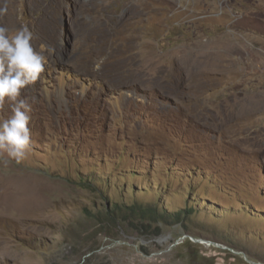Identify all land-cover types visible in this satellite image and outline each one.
<instances>
[{"label":"rangeland","instance_id":"rangeland-1","mask_svg":"<svg viewBox=\"0 0 264 264\" xmlns=\"http://www.w3.org/2000/svg\"><path fill=\"white\" fill-rule=\"evenodd\" d=\"M0 13L52 50L21 93L31 150L0 156V264H264V0Z\"/></svg>","mask_w":264,"mask_h":264},{"label":"clouds","instance_id":"clouds-1","mask_svg":"<svg viewBox=\"0 0 264 264\" xmlns=\"http://www.w3.org/2000/svg\"><path fill=\"white\" fill-rule=\"evenodd\" d=\"M32 39L27 25L12 32L0 26V111L6 101L11 111L10 117H0V156L5 164L12 160L20 163L33 143L29 127L31 106L21 93L44 71L47 62L44 53L52 50L44 43L39 50L35 49Z\"/></svg>","mask_w":264,"mask_h":264},{"label":"bare ground","instance_id":"bare-ground-1","mask_svg":"<svg viewBox=\"0 0 264 264\" xmlns=\"http://www.w3.org/2000/svg\"><path fill=\"white\" fill-rule=\"evenodd\" d=\"M10 187V186H9ZM13 187V186H12ZM12 189V188H11ZM26 192V191H25ZM14 193V192H13ZM8 195L11 197V199L9 200V198H8ZM14 198H16L15 197V195H12V193L11 192H9V189H7L1 196H0V208H1V206H2V204H3V202H4V204H5V206H6V208H8V209H10L11 208V206H13L14 204L12 203V200L14 199ZM13 205H12V204ZM30 202H26L25 204H29ZM31 205V204H30ZM23 207V206H22ZM21 207V208H22ZM20 208V209H21ZM11 210V209H10ZM29 210V209H28ZM21 212H23V211H21Z\"/></svg>","mask_w":264,"mask_h":264},{"label":"trees","instance_id":"trees-1","mask_svg":"<svg viewBox=\"0 0 264 264\" xmlns=\"http://www.w3.org/2000/svg\"><path fill=\"white\" fill-rule=\"evenodd\" d=\"M146 212H148V214L152 215V216L157 215V213H158L157 211H152V210H149V209Z\"/></svg>","mask_w":264,"mask_h":264}]
</instances>
